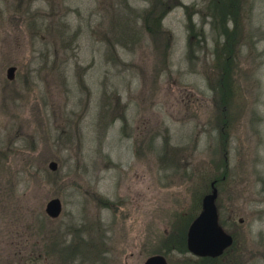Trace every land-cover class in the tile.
Masks as SVG:
<instances>
[{
    "label": "rangeland",
    "instance_id": "1",
    "mask_svg": "<svg viewBox=\"0 0 264 264\" xmlns=\"http://www.w3.org/2000/svg\"><path fill=\"white\" fill-rule=\"evenodd\" d=\"M209 2L159 0L150 34L153 0H0V264H202L212 182L215 264H264V0H238L226 124Z\"/></svg>",
    "mask_w": 264,
    "mask_h": 264
},
{
    "label": "water",
    "instance_id": "2",
    "mask_svg": "<svg viewBox=\"0 0 264 264\" xmlns=\"http://www.w3.org/2000/svg\"><path fill=\"white\" fill-rule=\"evenodd\" d=\"M15 66L6 69V77L9 80L14 78ZM49 168L55 170V162H49ZM211 183V192L203 196L201 211L190 223L187 233V248L197 256H218L223 250L231 245L232 237L218 223L216 208L217 190ZM61 202L57 197L49 199L45 204V212L49 217L56 218L61 213ZM144 264H168L166 258L161 254L149 256Z\"/></svg>",
    "mask_w": 264,
    "mask_h": 264
},
{
    "label": "trees",
    "instance_id": "3",
    "mask_svg": "<svg viewBox=\"0 0 264 264\" xmlns=\"http://www.w3.org/2000/svg\"><path fill=\"white\" fill-rule=\"evenodd\" d=\"M154 3L150 8L147 9L146 13L143 17L144 25H146V29L149 31L150 34H159L161 32V18L164 10H161L158 12V14H155L156 8L154 9V4H158L159 0H153ZM238 0H210V2L206 3V10L209 12V16L212 18L213 22H215V27L218 29V21H219V28L221 34L223 36H226V40L223 47H221L220 51H216V60H217V68H222L225 70L224 73H226V77L222 75L220 76V81L218 82V87H215V91H218L220 94V97L218 99V109L219 105H222V111H219V120L221 117H224V123L227 122V105L230 102L232 93L229 91L230 86L227 84L228 80V67L229 63H231V54H232V45L234 36L236 35L237 30V24L236 19L238 17ZM188 9V8H187ZM229 16V17H228ZM218 17V18H217ZM228 20H233L234 25L231 29L228 30L227 22ZM188 21L190 23L189 25V44L190 49L192 51V45H193V38H195L196 32L194 31V25L192 24V18L188 14ZM201 33V31H200ZM202 34V33H201ZM218 34V32H217ZM231 41V42H229ZM224 57V61H223ZM220 86V88H219ZM218 119V118H217ZM224 124V125H225Z\"/></svg>",
    "mask_w": 264,
    "mask_h": 264
},
{
    "label": "flooded vegetation",
    "instance_id": "4",
    "mask_svg": "<svg viewBox=\"0 0 264 264\" xmlns=\"http://www.w3.org/2000/svg\"><path fill=\"white\" fill-rule=\"evenodd\" d=\"M216 203V202H215ZM217 213H218V210H217ZM239 222H242V219H239ZM219 225H220V223H219ZM221 226V225H220ZM222 228H223V226H221ZM224 229V228H223ZM225 231V230H224ZM228 233V232H227ZM229 235H231L230 233H228ZM231 237H232V243H233V241H234V238H233V236L231 235ZM232 243H231V245H232ZM231 245H229L228 247H226L224 250H223V252L220 254V255H218V256H210V255H206V256H201V257H199V259H201L202 260V264H215V263H217L219 260H220V258L224 255V253H225V251L231 246ZM221 264V263H220Z\"/></svg>",
    "mask_w": 264,
    "mask_h": 264
}]
</instances>
